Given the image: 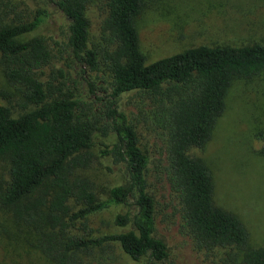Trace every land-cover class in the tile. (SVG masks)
<instances>
[{
  "label": "trees",
  "instance_id": "1",
  "mask_svg": "<svg viewBox=\"0 0 264 264\" xmlns=\"http://www.w3.org/2000/svg\"><path fill=\"white\" fill-rule=\"evenodd\" d=\"M145 1L0 0V69L21 96L14 108V93L0 88V207L36 229L35 245L53 264H83L115 245L162 264L168 246L155 232L153 186L164 184L198 249H227L226 264H264V243L250 246L243 222L215 203L209 168L188 152L209 140L232 81L264 73V43L198 45L147 62L136 28ZM89 6L101 17L97 44ZM53 15L64 21L62 39L28 36ZM96 133L115 136L101 152L127 171L104 199L76 174L96 163ZM129 199L135 211L115 216L118 231L91 235L81 222V234L72 232Z\"/></svg>",
  "mask_w": 264,
  "mask_h": 264
},
{
  "label": "rangeland",
  "instance_id": "2",
  "mask_svg": "<svg viewBox=\"0 0 264 264\" xmlns=\"http://www.w3.org/2000/svg\"><path fill=\"white\" fill-rule=\"evenodd\" d=\"M45 1V0H44ZM31 0V2H44ZM45 4V3H44ZM89 39L99 43L101 17L95 6L87 8ZM64 21L55 15L46 19L35 32L62 39L60 27ZM139 50L147 62L198 45H242L264 43V0H146L136 17ZM0 88L21 96L7 84L0 69ZM4 102V101H2ZM17 106L15 105L14 108ZM131 106H129V110ZM14 115L18 111L14 109ZM115 136L94 135L92 151L96 163L79 169L77 175L95 183L99 198L104 199L111 187L127 181V171L121 163L112 164L101 152L100 142L111 143ZM264 73L239 77L232 81L226 97V108L216 121L204 147L191 148L189 154L199 158L209 168L214 184V201L233 212L249 232L250 246L264 243ZM7 164L0 159V173ZM157 213L155 232L168 246V257L162 264H226L227 249H198L181 227L175 212L176 201L164 184H155ZM129 204L110 205L86 222H76L73 233L81 234L82 226L91 235L118 231L114 218L127 210ZM81 222L86 225L81 226ZM34 227L14 220L11 212L0 207V264H53L36 247ZM83 264H144L147 256L132 260L115 245L113 251H93Z\"/></svg>",
  "mask_w": 264,
  "mask_h": 264
}]
</instances>
